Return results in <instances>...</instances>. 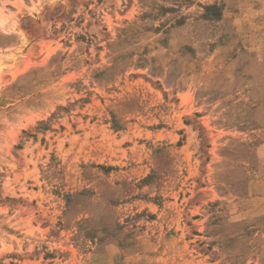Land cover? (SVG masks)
I'll return each instance as SVG.
<instances>
[{
    "label": "rangeland",
    "instance_id": "obj_1",
    "mask_svg": "<svg viewBox=\"0 0 264 264\" xmlns=\"http://www.w3.org/2000/svg\"><path fill=\"white\" fill-rule=\"evenodd\" d=\"M0 264H264V0H0Z\"/></svg>",
    "mask_w": 264,
    "mask_h": 264
},
{
    "label": "trees",
    "instance_id": "obj_2",
    "mask_svg": "<svg viewBox=\"0 0 264 264\" xmlns=\"http://www.w3.org/2000/svg\"><path fill=\"white\" fill-rule=\"evenodd\" d=\"M207 9H209V8H207Z\"/></svg>",
    "mask_w": 264,
    "mask_h": 264
}]
</instances>
